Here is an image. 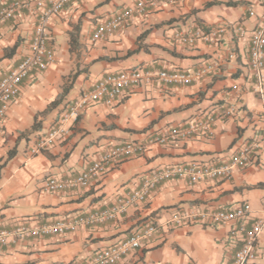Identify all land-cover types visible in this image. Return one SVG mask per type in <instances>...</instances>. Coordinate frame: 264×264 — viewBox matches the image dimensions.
<instances>
[{
	"label": "crops",
	"instance_id": "crops-1",
	"mask_svg": "<svg viewBox=\"0 0 264 264\" xmlns=\"http://www.w3.org/2000/svg\"><path fill=\"white\" fill-rule=\"evenodd\" d=\"M134 0H68L52 16L47 30L54 61L22 84L8 109L0 136V230L19 224L35 226L75 219L111 207L137 189L155 168L193 161L220 164L234 149L259 138L264 99L251 90L248 38L264 18V0H182L134 15L117 32L92 42L95 24ZM34 9L7 22L0 34V78L27 52ZM194 34L192 43L178 39ZM142 66L180 69L193 74L190 84H146L134 87L111 105L89 104L67 133L51 146L31 153L40 135L65 105L104 72ZM65 84L68 91L57 103ZM234 105L232 116L214 123V134L200 132L170 144L149 142L154 134L190 121L210 110ZM123 141L147 143L145 150L111 165L88 186L45 192L50 176L75 175L109 146ZM246 201L251 216H264V147L255 160L234 167L226 179L187 184L184 178L158 184L143 203L94 224L77 223L64 233L26 237L0 247V264H72L126 239L147 222L158 231L116 264H229L238 243L229 223H203L196 214L234 207ZM174 213L188 216L180 224ZM264 264V228L258 237Z\"/></svg>",
	"mask_w": 264,
	"mask_h": 264
},
{
	"label": "built area",
	"instance_id": "built-area-1",
	"mask_svg": "<svg viewBox=\"0 0 264 264\" xmlns=\"http://www.w3.org/2000/svg\"><path fill=\"white\" fill-rule=\"evenodd\" d=\"M68 0H0V34L7 22L16 24V17L25 10L34 9L35 21L27 52L22 58L0 78V136L4 133V123L11 104L18 98L22 84L30 81L41 71H44L54 61L55 48L49 37L47 23L52 16L62 11ZM163 2L176 5L182 0H134L130 4L115 9L101 18L94 26L90 40H102L117 32L127 24L134 15L145 16L158 9ZM194 34H181L178 39L184 43H192ZM248 67L250 70L251 90L264 99V18L251 30L248 38ZM193 74L180 69H146L142 66L126 68L118 71L104 72L96 78L90 87L82 91L75 99L65 105L60 116L50 128L39 136L31 148V153H37L51 146L64 136L67 124L74 123L80 112L89 104L104 103L111 105L119 101L134 87L146 84H190ZM234 105L223 106L210 110L203 120L190 121L183 125L172 126L151 136L149 142L170 144L177 138H188L197 132L209 137L214 134V123L217 120L232 116ZM261 133L259 138H252L239 144L229 158L220 164L193 161L173 166L155 168L143 179L137 189L130 190L119 196L108 208L98 210L86 216L75 219H61L54 223H44L35 226L19 224L12 230H0V247L15 240L26 237H43L48 234L64 233L77 223L94 224L104 218H112L124 213L130 206L143 203L151 191L161 182L170 179L184 178L189 185L207 179H226L231 176L232 169L245 166L256 158V154L264 147V108L261 112ZM147 143L139 141H123L113 144L103 150L81 172L65 177L50 176L43 183L45 192H55L76 187L88 186L97 176L103 174L116 162L141 154ZM251 206L242 201L227 209H216L196 214L203 223H229L230 236L235 238L238 246L229 264H251L260 254L258 237L264 228V216H251ZM188 216L174 213L170 221L180 224ZM158 231L156 222H147L118 243L94 250L82 262L72 264H116L120 257L130 249L138 248L142 241L150 238ZM168 264V263H157Z\"/></svg>",
	"mask_w": 264,
	"mask_h": 264
},
{
	"label": "trees",
	"instance_id": "trees-1",
	"mask_svg": "<svg viewBox=\"0 0 264 264\" xmlns=\"http://www.w3.org/2000/svg\"><path fill=\"white\" fill-rule=\"evenodd\" d=\"M69 84H65V86L63 87V89H62V92L60 93V95H59V97H57L54 101H53V104L54 103H57L59 100H60V98L68 91V89H69Z\"/></svg>",
	"mask_w": 264,
	"mask_h": 264
},
{
	"label": "rangeland",
	"instance_id": "rangeland-1",
	"mask_svg": "<svg viewBox=\"0 0 264 264\" xmlns=\"http://www.w3.org/2000/svg\"><path fill=\"white\" fill-rule=\"evenodd\" d=\"M260 256H261V254H259V256L257 257V259H259V258H260Z\"/></svg>",
	"mask_w": 264,
	"mask_h": 264
}]
</instances>
